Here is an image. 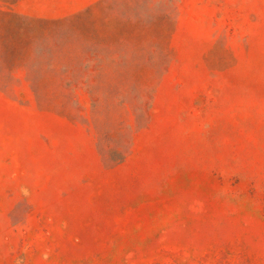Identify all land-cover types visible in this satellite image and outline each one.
I'll return each mask as SVG.
<instances>
[{
	"label": "rangeland",
	"instance_id": "obj_1",
	"mask_svg": "<svg viewBox=\"0 0 264 264\" xmlns=\"http://www.w3.org/2000/svg\"><path fill=\"white\" fill-rule=\"evenodd\" d=\"M0 264H264V0H0Z\"/></svg>",
	"mask_w": 264,
	"mask_h": 264
},
{
	"label": "trees",
	"instance_id": "obj_2",
	"mask_svg": "<svg viewBox=\"0 0 264 264\" xmlns=\"http://www.w3.org/2000/svg\"><path fill=\"white\" fill-rule=\"evenodd\" d=\"M7 51V50H6ZM50 69H52V67H50ZM53 71H54V69H52ZM34 73H42V71L41 70H38V69H36V70H34L33 72H32V74H34Z\"/></svg>",
	"mask_w": 264,
	"mask_h": 264
}]
</instances>
